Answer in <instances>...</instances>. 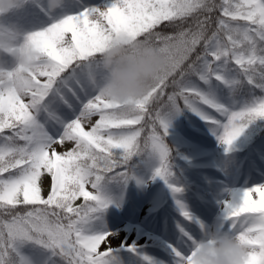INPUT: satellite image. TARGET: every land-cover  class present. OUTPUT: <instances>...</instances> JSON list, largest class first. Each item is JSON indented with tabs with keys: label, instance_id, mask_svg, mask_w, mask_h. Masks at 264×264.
I'll return each mask as SVG.
<instances>
[{
	"label": "snow or ice",
	"instance_id": "obj_1",
	"mask_svg": "<svg viewBox=\"0 0 264 264\" xmlns=\"http://www.w3.org/2000/svg\"><path fill=\"white\" fill-rule=\"evenodd\" d=\"M22 10L0 22V264H116V234L97 222L115 203L110 184L143 183L137 160L156 162L151 179L175 199L169 264H195L212 230L240 240L247 264H264V180L228 189L205 223L180 198L167 142L190 111L223 148L229 176L264 178V0H28ZM118 40L167 60L131 106L101 91L100 56ZM16 51L29 76L15 68Z\"/></svg>",
	"mask_w": 264,
	"mask_h": 264
},
{
	"label": "rangeland",
	"instance_id": "obj_2",
	"mask_svg": "<svg viewBox=\"0 0 264 264\" xmlns=\"http://www.w3.org/2000/svg\"><path fill=\"white\" fill-rule=\"evenodd\" d=\"M23 14L24 10L14 11L12 14L0 18V22L8 23ZM188 115L190 116L187 118L183 116V113L178 115L172 121L169 131V139H172L174 145L175 141L176 145L183 141L188 146L187 150L189 149L192 153L191 157L176 160L178 172L176 181L184 187V193L180 198L186 203L190 211L205 223H210L209 220L211 221L219 213V200L226 198L224 191H227L233 178L223 168L224 150L211 130L197 116H193L192 112L188 111ZM245 141L246 138L242 137L237 145L235 155H242ZM155 166H157L156 163H153L150 169L136 174L138 180L143 181V183H138L137 179H134V184L130 186L115 182L109 185V193L115 203L101 214L97 227L107 231L115 230V228L121 229L118 231L115 240L112 241L116 264H145L144 255L157 259V256L149 253L152 245H154L152 237L150 235L145 236L141 232L145 225L139 219L136 220L137 211H133L130 206L131 204L135 207L137 199L146 197L151 188L156 187L160 207L164 212L155 211L157 212L155 220L164 218L165 223L174 224L178 218L175 199L168 185L160 178L151 179ZM246 178L248 183L253 182V180H264L259 173L254 176L246 175ZM254 199H258V195H254ZM149 212L153 213L152 211ZM148 231L152 234L155 233ZM154 235L158 236L159 234ZM145 239L150 243L148 244ZM129 240L131 241L128 242ZM124 245H135L136 251L133 252Z\"/></svg>",
	"mask_w": 264,
	"mask_h": 264
},
{
	"label": "clouds",
	"instance_id": "obj_3",
	"mask_svg": "<svg viewBox=\"0 0 264 264\" xmlns=\"http://www.w3.org/2000/svg\"><path fill=\"white\" fill-rule=\"evenodd\" d=\"M50 3L54 8L60 0H50ZM27 4L28 0H0V16L20 11ZM100 60L106 73L101 85L103 96L126 106H131L149 90L167 64L165 56L154 46L128 45L120 40L102 53ZM14 66L17 69L23 67L25 76L32 70L21 51L14 53ZM249 251L232 233L212 230L195 249V264H247Z\"/></svg>",
	"mask_w": 264,
	"mask_h": 264
},
{
	"label": "bare ground",
	"instance_id": "obj_4",
	"mask_svg": "<svg viewBox=\"0 0 264 264\" xmlns=\"http://www.w3.org/2000/svg\"><path fill=\"white\" fill-rule=\"evenodd\" d=\"M246 183H248L246 175L241 174L239 177L233 178L231 183L228 185V187H229L228 189L234 188L235 186L243 187ZM150 190L151 191L146 195V197H142L141 199H137V202L135 203V207H133L131 204H130V206H131V208H133V211H135V212L137 211L136 220L139 219L140 222H142L145 225V228L143 230H141V232L143 234H145V236L150 235L154 241V245L150 244V245H152V249L149 252V253H151L150 255L157 256L156 261L158 262V264H169V262L164 259L165 256L170 255V252L167 249V239L166 238L173 231L174 224L173 223H170V224L165 223L163 221L164 218L155 220V214L157 213L155 211L162 212V213H164V212H163L162 207H160V201L158 200L159 194L157 193L156 187L151 188ZM224 194H225L224 196L227 197L228 191L225 190ZM148 210L152 211L153 213L149 212ZM133 211H132V213H133ZM216 216L217 215H215L213 217V219H211V221L209 220V222L210 223L213 222L215 220ZM119 230L121 231V229L115 228V230L111 231V232L116 234L114 236L113 240H115V238L117 237V233ZM148 230L154 231L155 232L154 234H159V235L155 236L154 234H152ZM145 240L148 242V244L150 243L147 239H145ZM130 241L131 240H129L128 242H130ZM141 245H144V244L141 243ZM161 253H163V255ZM173 264H174V262H173Z\"/></svg>",
	"mask_w": 264,
	"mask_h": 264
},
{
	"label": "trees",
	"instance_id": "obj_5",
	"mask_svg": "<svg viewBox=\"0 0 264 264\" xmlns=\"http://www.w3.org/2000/svg\"><path fill=\"white\" fill-rule=\"evenodd\" d=\"M168 141V138H167ZM171 147H173V149L175 148V145H173V143H169ZM187 150L186 147L179 144L177 145V149H175V154L177 155V158H186L187 157ZM149 164H145V163H141L139 160H137L134 164V170L137 169H144L145 167H147ZM77 203H79V201H77Z\"/></svg>",
	"mask_w": 264,
	"mask_h": 264
}]
</instances>
